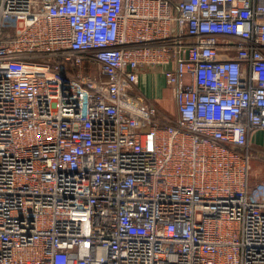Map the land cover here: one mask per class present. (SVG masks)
I'll return each mask as SVG.
<instances>
[{
	"label": "built area",
	"instance_id": "obj_1",
	"mask_svg": "<svg viewBox=\"0 0 264 264\" xmlns=\"http://www.w3.org/2000/svg\"><path fill=\"white\" fill-rule=\"evenodd\" d=\"M256 130L264 0H0V264H264Z\"/></svg>",
	"mask_w": 264,
	"mask_h": 264
},
{
	"label": "rangeland",
	"instance_id": "obj_2",
	"mask_svg": "<svg viewBox=\"0 0 264 264\" xmlns=\"http://www.w3.org/2000/svg\"><path fill=\"white\" fill-rule=\"evenodd\" d=\"M155 75H159V74H155ZM158 77H161V75H159ZM163 80L164 79L159 78L154 81L155 89L159 90V92L161 93V96L157 97L159 99L157 101V104L160 105V102H163L162 104L166 105V108L161 109V111L164 116H166L167 118L173 121L177 118L176 101L172 94L171 88L165 85V82ZM151 98L153 99L154 97ZM250 174H251V180H250L251 185L255 184L258 181L264 180V165L259 164L254 159H252L250 162Z\"/></svg>",
	"mask_w": 264,
	"mask_h": 264
},
{
	"label": "crops",
	"instance_id": "obj_3",
	"mask_svg": "<svg viewBox=\"0 0 264 264\" xmlns=\"http://www.w3.org/2000/svg\"><path fill=\"white\" fill-rule=\"evenodd\" d=\"M159 75H155L153 73L142 75L139 79V91L145 96L149 97L156 105L159 107V109L166 108L165 104H162L163 102H160V105L157 104V101L159 100L157 97L161 96V93L159 90L155 89L154 81L156 79L163 77H158ZM164 81V80H163ZM151 97H154L153 99ZM162 104V105H161ZM250 143L252 148L257 152L264 151V130H256L252 133L250 136ZM255 161L259 164L261 160L255 159Z\"/></svg>",
	"mask_w": 264,
	"mask_h": 264
}]
</instances>
